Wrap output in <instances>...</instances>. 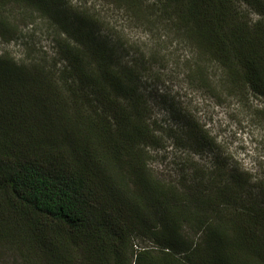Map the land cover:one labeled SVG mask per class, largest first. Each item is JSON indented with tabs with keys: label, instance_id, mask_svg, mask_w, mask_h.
<instances>
[{
	"label": "trees",
	"instance_id": "1",
	"mask_svg": "<svg viewBox=\"0 0 264 264\" xmlns=\"http://www.w3.org/2000/svg\"><path fill=\"white\" fill-rule=\"evenodd\" d=\"M103 1L190 45V78L208 85L217 65L228 93L264 98V0ZM26 7L41 12L57 56L17 61L0 50V259L264 264V186L221 155L195 158L214 144L189 116L165 135L148 121L143 55L114 62L124 46H108L102 16L72 13L70 0H0V40L20 33L10 18ZM166 136L186 153L173 178L149 165ZM137 236L157 249L134 248Z\"/></svg>",
	"mask_w": 264,
	"mask_h": 264
},
{
	"label": "rangeland",
	"instance_id": "2",
	"mask_svg": "<svg viewBox=\"0 0 264 264\" xmlns=\"http://www.w3.org/2000/svg\"><path fill=\"white\" fill-rule=\"evenodd\" d=\"M23 10L24 15L15 12L14 18H10L15 25L17 23L20 33L9 42L0 40V50H7L17 61L24 59L28 62V58L44 54H48V59L56 57L52 33L41 12L32 7ZM69 10L72 13L84 11L102 16L99 29L108 39V46L113 45L119 49L124 46L120 54L111 53L114 62L134 57L137 54L132 52L136 51L143 55L141 57L146 60L147 70L142 82L148 99V121L156 120L157 125H162V128L159 127L162 134L167 132L163 127H168L175 117L189 116L207 130L214 144V152L210 151L206 157L204 154L195 155V158L206 164L211 161L209 157L214 153L221 155L250 177L252 184L264 186L263 97L253 94L249 89L242 94L228 93L218 81L221 70L217 65H208L212 77L208 85L194 77L190 78L186 68L193 59L190 45L170 39L173 32L165 31L162 24L161 32L147 29L133 23L123 13V9L113 7L103 0H70ZM248 17L254 19L256 15L252 12ZM166 142L167 148L157 151L156 156V150L152 149L155 151L149 165L156 173L162 169L172 175L177 170L176 162L186 153L177 150L169 136ZM165 176L174 177L167 173ZM192 236L197 240L202 238V234L195 236L193 233ZM155 245L149 238L137 236L133 239L134 248L157 249ZM10 261H14L12 257ZM10 261L1 258L0 264H12ZM15 263L19 264L18 258H15Z\"/></svg>",
	"mask_w": 264,
	"mask_h": 264
}]
</instances>
